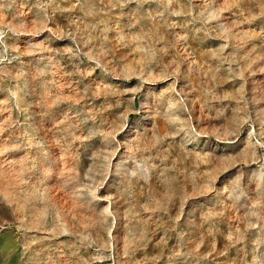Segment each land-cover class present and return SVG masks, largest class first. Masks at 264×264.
Segmentation results:
<instances>
[{"label":"rangeland","instance_id":"1","mask_svg":"<svg viewBox=\"0 0 264 264\" xmlns=\"http://www.w3.org/2000/svg\"><path fill=\"white\" fill-rule=\"evenodd\" d=\"M0 264H264V0H0Z\"/></svg>","mask_w":264,"mask_h":264},{"label":"bare ground","instance_id":"2","mask_svg":"<svg viewBox=\"0 0 264 264\" xmlns=\"http://www.w3.org/2000/svg\"><path fill=\"white\" fill-rule=\"evenodd\" d=\"M95 200H98V199H95Z\"/></svg>","mask_w":264,"mask_h":264}]
</instances>
